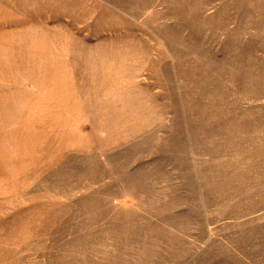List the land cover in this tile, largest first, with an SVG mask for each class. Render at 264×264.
I'll use <instances>...</instances> for the list:
<instances>
[{"label": "rangeland", "instance_id": "obj_1", "mask_svg": "<svg viewBox=\"0 0 264 264\" xmlns=\"http://www.w3.org/2000/svg\"><path fill=\"white\" fill-rule=\"evenodd\" d=\"M0 264H264V0H0Z\"/></svg>", "mask_w": 264, "mask_h": 264}]
</instances>
